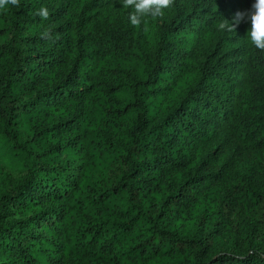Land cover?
Wrapping results in <instances>:
<instances>
[{
    "label": "trees",
    "instance_id": "trees-1",
    "mask_svg": "<svg viewBox=\"0 0 264 264\" xmlns=\"http://www.w3.org/2000/svg\"><path fill=\"white\" fill-rule=\"evenodd\" d=\"M230 1L139 27L112 0L0 10V264H264V211L246 216L264 187L209 149L226 132L230 157L264 150L251 23L211 39Z\"/></svg>",
    "mask_w": 264,
    "mask_h": 264
},
{
    "label": "clouds",
    "instance_id": "clouds-1",
    "mask_svg": "<svg viewBox=\"0 0 264 264\" xmlns=\"http://www.w3.org/2000/svg\"><path fill=\"white\" fill-rule=\"evenodd\" d=\"M176 0H121L124 9H130L128 12V21L133 27H139L145 18L163 19L166 10L175 6ZM21 0H0V10H6L9 7H20ZM42 20H47L50 13L49 9L41 6L35 13ZM250 21L251 27L248 31V39L252 46L260 52H264V0H254L252 9L237 11L232 20L222 19L218 21L217 27L223 32H235L237 26L242 22ZM40 38L56 42L57 37L51 27H44L40 32Z\"/></svg>",
    "mask_w": 264,
    "mask_h": 264
},
{
    "label": "rangeland",
    "instance_id": "rangeland-1",
    "mask_svg": "<svg viewBox=\"0 0 264 264\" xmlns=\"http://www.w3.org/2000/svg\"><path fill=\"white\" fill-rule=\"evenodd\" d=\"M197 2L199 3V0H188L189 4H196ZM110 5L114 8H123L121 0H112ZM237 11H242V0H231L228 7H224L223 9H218L216 11L213 18L211 39L216 40L220 37H241L243 29L240 24L237 26L235 32H223L220 31L217 27L218 21L224 18L232 20L234 14ZM220 145L227 146V148L229 149V152L227 154L232 155L237 142L234 141L231 137H228L226 132H222L221 135L210 144L209 149L214 150ZM228 155L225 162L227 171L224 178L237 175L241 178H245L255 183L258 186L264 187V150L237 153L236 155H233L231 157ZM224 181L223 182L226 183V179ZM263 211L264 204L253 210V212H247L246 216L249 217L250 221H252V218H259Z\"/></svg>",
    "mask_w": 264,
    "mask_h": 264
}]
</instances>
